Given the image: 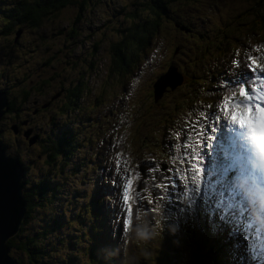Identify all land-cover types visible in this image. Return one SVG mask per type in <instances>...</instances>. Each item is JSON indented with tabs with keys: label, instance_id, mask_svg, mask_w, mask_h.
Returning <instances> with one entry per match:
<instances>
[{
	"label": "rangeland",
	"instance_id": "rangeland-1",
	"mask_svg": "<svg viewBox=\"0 0 264 264\" xmlns=\"http://www.w3.org/2000/svg\"><path fill=\"white\" fill-rule=\"evenodd\" d=\"M96 1L89 0L86 12L80 14L81 18H84L80 19L78 24L80 35L77 39L81 43L84 42V46L79 49L75 46L77 40L74 42L67 39L68 34L64 30L69 20H73L71 18L75 17L77 13V7L74 5L66 6L60 14L55 15L57 18L46 23L48 27L45 30L40 28L39 32L42 37L38 36L36 30H27L26 26L22 27V32L17 38V45L12 43L14 35L1 36L4 21L0 18V45L5 44L13 49L10 63L4 62L8 53H0V80L3 79L0 81V87L7 90L9 98L15 99L17 104L20 101L17 94L21 88L29 87L30 80L49 78L52 72L61 71L63 66L69 67L57 79L50 80L48 85L43 87L45 92L43 96L38 93L30 94L28 104L22 108L21 119L32 117L29 109L34 98L38 99L40 103L36 104L38 108L31 120L23 122L22 132L28 133L31 130V125L37 120L43 124L45 138L52 134L55 135V130L59 132L60 129L70 125L73 127L71 130L74 132L77 142H79L73 150L74 154L67 159L68 162L64 165V160L60 157L55 158L54 161L48 160V155L42 150L43 142L40 144L31 142L29 148L21 139L18 142L15 135L9 130L10 123L18 120L11 121L12 118L6 116L0 121L1 139L5 142L4 147L7 146L6 152L18 156L22 162L26 159L25 164L29 163L31 166L28 170L27 182L33 183L45 176L49 178L48 194H45L42 205L39 203L32 208V214L27 220L28 224L20 237V240H23V236L30 238L36 234L47 232L45 235L43 234L37 245L34 242L28 245L37 251L35 256L38 258L33 261L26 254L27 252L22 253L13 248H10V255L23 264H99L93 257L103 258L100 264H146L155 260L158 248L161 247V236L169 234L172 238L183 242V248L179 250L178 256L181 264H194L198 259L209 264V251L214 250L215 247H219L216 264H241L239 257L242 254L236 253L234 247L227 243V240H223L230 232L228 222H224L227 225V234L217 241V223L220 221L218 220L219 215L214 212V201H219V197L213 188L205 185V182L210 179L205 172L207 167L205 149L201 144H198V138H193L200 135L199 133H202L204 129V124L199 122L202 112L209 111L207 102L201 103L200 106L193 103L192 107H184L182 113L175 116L174 125L168 129L162 148L160 149L161 146L155 144L162 139V136L158 134V129H153L154 124L168 115L175 101L185 96L194 97L197 103L203 101L201 98L206 93L203 84L183 85L174 93H169L162 100L161 105L153 111L148 107V103L151 104L153 92L150 86L151 82L154 81L157 74L162 72L170 60V52L175 45L179 44L184 45V54L177 59L179 65L193 66L190 71L188 70L187 76L201 77L202 73H205L207 75L205 81L211 83L208 91H220L221 88L230 91L232 87L225 81H229V78L232 80L237 75H243L241 64L248 63L246 58L253 57L255 59L258 53L264 56V40L251 32L249 20L242 22V19L233 25L229 23L237 19V15L245 8L264 14V0L256 5H254L256 1L245 0H176L166 7L157 8L155 12H158L159 28L148 49L147 54L149 55L146 54L147 57H142V64L134 74L124 77V85H114L113 76H109L107 69L109 68L110 53L107 50V42L119 41V37L122 35L120 29L124 28L129 20H133V18L135 21L152 20L156 13L151 12L147 7L136 6L137 1L146 5L145 0ZM159 1L166 5L169 0ZM131 15L135 16L131 17ZM176 22L190 26L193 31L192 35H184L174 28ZM61 32H63L62 35H60ZM221 33L225 39L221 48L225 53L217 56L218 48L213 44L207 47L209 53L202 55L200 50L209 43L216 42ZM103 35L107 38L102 42L104 48L99 47L94 56L92 54L93 44L101 40ZM42 39L46 41L45 44ZM227 43H229L228 46H224ZM72 48H74L73 52ZM232 48L235 51H232ZM78 52H80L78 57L82 58L78 70H86L84 72L87 76L85 87L90 85L92 89L80 104L82 115L90 116L87 120L82 119L81 113L74 110H71L70 114L61 110L62 93L57 98L50 100L48 106H41L44 101L56 94L54 91L61 79L68 80L72 77L76 82L74 79L77 77L75 76L77 69L67 63V60L74 61ZM237 59H241V63L235 65L233 62ZM91 60L94 61V66L98 69L97 72L93 68H88ZM260 60L262 61L264 58ZM184 61H186L185 64ZM43 64L45 67L39 68ZM154 73L153 79L150 80ZM215 74L217 76L222 74L224 80L217 79ZM245 74L250 75L246 70ZM106 81L109 84L105 86V93L101 101L97 106L90 107L93 98L101 92V87ZM131 92H133L132 95ZM117 109L120 111L117 112ZM57 110L59 115L53 117L52 114ZM110 112L117 113L113 116V113L110 114ZM126 115L130 118V125L127 131L128 142H124V146L130 150H137L139 160L143 161L156 158L155 150L161 153H172L169 156L170 162L181 167L179 171L175 167L173 172H169L166 177H177L178 181L172 183L173 188L169 192L173 196L182 194L186 201L184 210H187L186 215L189 222L185 221V211L181 215H169L167 207L172 204V201L153 197L150 195L152 190L146 189L144 192L146 194L144 214L140 219H146L145 213L152 215L156 221L148 219L146 222L151 221L154 232L148 231L147 228H140L133 235L125 237L124 241L123 238L116 243V232L111 231L113 239L108 237V231L106 233L107 220L105 221L103 216L100 220L94 218L90 204L97 192L98 185L95 180L100 174L98 167L108 165L107 161H101L103 149L108 151V147L105 146L106 140L104 139L102 142L101 139L104 137V133L108 132L113 119ZM145 117L148 118V124L143 129L142 125L138 126L137 131L134 132L138 121ZM141 129L144 131L141 137L148 142L144 143L142 147L140 145L139 148ZM18 137L21 136L18 135ZM110 137H114V135H110ZM133 140L138 141L134 144ZM69 147L73 146L69 144ZM177 147L183 148V152L180 149L174 150ZM121 149L124 150V147ZM196 155L199 158L201 170L198 180L193 179L195 173L190 170L191 164L194 162L192 157ZM129 172L131 173V170ZM183 172L189 175L188 179L183 180ZM167 188L158 186L154 188V191L157 194L165 193L168 192ZM112 194L116 202L118 192L113 191ZM198 195H200L199 198H197ZM151 199H156L155 204L151 202ZM35 201H37L36 198ZM113 203L107 204L113 205ZM107 204L103 208H109ZM94 211L99 214L98 210L94 209ZM205 221L211 224L207 231V238H204L201 233V227ZM193 233L192 241L188 242L187 238H191ZM122 242H126L124 249ZM91 243L95 245L92 250H90ZM114 244H116V249L108 251ZM244 264L247 262L245 261Z\"/></svg>",
	"mask_w": 264,
	"mask_h": 264
},
{
	"label": "trees",
	"instance_id": "trees-1",
	"mask_svg": "<svg viewBox=\"0 0 264 264\" xmlns=\"http://www.w3.org/2000/svg\"><path fill=\"white\" fill-rule=\"evenodd\" d=\"M24 1V0H23ZM43 1V2H41ZM89 0H29V2H26V5L23 3L20 7L21 12L20 15L17 17H12L10 14L7 24H5L3 31L5 33L13 31L15 28L18 27H27V30L34 29L37 31L38 36L42 37L41 33L39 32V29L45 30L48 26H46V23L50 22L52 19H56L57 17L55 15L60 14V12L63 11L64 8L68 5H74L77 8V13L75 14V17H72L69 20L66 28V34H68L67 39L73 40L75 42V46L77 49H79L81 46H84V42L78 41V36L80 35L78 24L80 22L81 18L80 14L82 12H86L87 4ZM98 1V0H97ZM96 1V2H97ZM175 1V0H174ZM245 1H256L254 5L258 4L260 1L263 0H245ZM158 3L161 2L158 0ZM157 3V4H158ZM137 6L141 5V2H136ZM263 8V7H262ZM15 12V9H13ZM156 16L152 20H140L135 21L129 20V23L124 26V28H121L120 31L122 35L119 37V41L115 42H107V50L110 53V63L112 64L113 69L117 68H126L131 62L138 63L139 61V55L138 51L143 50L149 45V41L156 35L158 27H159V18H158V12H155ZM7 16V17H8ZM135 15H131V17H134ZM237 19H234L229 24H233L235 22H238L243 19L242 22L249 20V26L251 28V31L253 33H258L260 37L264 36V14L263 13H257L255 11H250V9L245 8L243 11H241L238 15ZM56 17V18H55ZM185 25L189 29H191L187 24H181ZM240 23L238 24V26ZM237 28V27H236ZM40 29V30H41ZM63 32L60 33L62 35ZM105 35L101 38V40L95 42L93 44L92 52L95 56V52L99 49V47L104 48L102 46V42L105 41ZM43 40V39H42ZM46 41L43 40V44H45ZM135 46L133 49L132 47ZM2 49L5 53H9V50L5 46H2ZM129 50V52H127ZM74 51V48H72V52ZM71 52V53H72ZM80 52L77 53V56L74 61L67 60V63H70L71 66L74 69H77V73L75 76H77L73 81L72 77L68 80L61 79L56 87V90L54 93H62L60 104H61V110L64 112L67 111L68 108L71 107V102L76 101L79 93L81 92L82 88L85 87L86 84V76L85 69L78 70V65H80L82 62V58L78 57ZM69 53L67 54V56ZM66 58V57H65ZM9 56H7V59L4 61H8ZM64 60V58H63ZM94 61H90V63H93ZM40 62L38 63L37 67L39 66ZM44 64L39 68H44ZM86 67V66H85ZM69 67L63 66L61 71L58 72H52V75H50L49 78L41 79V80H30L31 85L28 88H21L19 93L17 94V97L20 98V105L19 108L14 109V106L12 103L8 104V110L5 113L4 116H10L12 119L17 118L22 110V106L25 102L29 100L30 94L32 93H38L43 96L45 94L43 87L48 85V82L50 80L57 79L60 75L64 73V70ZM89 68V67H88ZM186 81H189L186 79ZM53 93V94H54ZM65 148V146H63ZM51 152L52 154L49 155V160L53 161L57 155L60 153V150L57 148H54L51 146ZM34 189H31L29 192L25 193L27 202H28V212L27 217L31 215L32 208L34 205H38L39 201L43 199L45 196V178L39 179ZM37 197V201L34 202V199ZM42 202V201H41ZM42 205V204H41ZM40 205V206H41ZM93 208V206H92ZM94 218H97L95 214H93ZM28 220V219H27ZM27 223V221H25ZM25 227L21 229L18 235L10 238L8 240V244L10 248L16 249L18 251H27L29 249L28 245L37 243L41 240L43 237V234H38V236L34 237H24L23 240H20L21 235H23ZM28 238V240H27ZM34 254L31 256V260L34 261L35 258H38V256H35L37 254L36 252H33ZM214 259V258H213ZM30 263H33L30 261ZM18 264H23L18 260Z\"/></svg>",
	"mask_w": 264,
	"mask_h": 264
},
{
	"label": "water",
	"instance_id": "water-1",
	"mask_svg": "<svg viewBox=\"0 0 264 264\" xmlns=\"http://www.w3.org/2000/svg\"><path fill=\"white\" fill-rule=\"evenodd\" d=\"M19 34L20 31L16 37ZM164 80L159 84H164ZM5 106V97L0 94V118L6 112ZM4 145L0 138V184L6 188V194L0 196V264H18L16 258L10 255L7 242L18 233L27 217L28 202L23 194L25 169L16 157L5 153Z\"/></svg>",
	"mask_w": 264,
	"mask_h": 264
},
{
	"label": "snow or ice",
	"instance_id": "snow-or-ice-1",
	"mask_svg": "<svg viewBox=\"0 0 264 264\" xmlns=\"http://www.w3.org/2000/svg\"><path fill=\"white\" fill-rule=\"evenodd\" d=\"M257 62L255 60L252 61V65H255ZM252 65H249V68L252 73H256L257 69L252 67ZM258 80L261 85H264V68L260 69V74L256 75L254 79H252V83H250L247 87L243 84L239 86V92L238 95L245 100L251 101L253 99V96L251 95L252 92H256L257 88L254 86L255 81ZM235 87V85H233ZM259 99L261 101H264V93H262L259 96ZM228 106V101L225 100V107ZM248 116L245 118L244 114L241 113L239 116H237L234 112L229 116V119L238 124L243 129H255L260 132L259 137V143L261 147H264V107H261L260 103H257L255 105V112L249 108L248 110ZM226 115H228L226 113ZM201 135V133H199ZM192 160L194 161L191 164V171L195 173L193 176V179L198 180L199 174H200V168H199V158L198 156H193ZM117 170H119V161H117ZM132 188V180L129 179L124 185H123V200L126 205H129L130 201V189ZM128 213L129 216L131 215V207L129 205L128 207Z\"/></svg>",
	"mask_w": 264,
	"mask_h": 264
},
{
	"label": "clouds",
	"instance_id": "clouds-1",
	"mask_svg": "<svg viewBox=\"0 0 264 264\" xmlns=\"http://www.w3.org/2000/svg\"><path fill=\"white\" fill-rule=\"evenodd\" d=\"M4 62H6V61H4ZM5 100H8V99H5ZM19 105H20V102H18V105H16V107L17 106L19 107ZM4 110H6V112H7V110H8V104H6V106L4 107ZM5 113L2 115V117L0 118V120H3L4 117H6V116H4ZM256 215H257L258 220H261L262 218H264V199H262V200L259 201L258 207L256 209Z\"/></svg>",
	"mask_w": 264,
	"mask_h": 264
},
{
	"label": "bare ground",
	"instance_id": "bare-ground-1",
	"mask_svg": "<svg viewBox=\"0 0 264 264\" xmlns=\"http://www.w3.org/2000/svg\"><path fill=\"white\" fill-rule=\"evenodd\" d=\"M7 102H6V104H9V99L8 100H6ZM3 193H5L6 194V188L3 186V185H1L0 184V196H2L3 195Z\"/></svg>",
	"mask_w": 264,
	"mask_h": 264
},
{
	"label": "flooded vegetation",
	"instance_id": "flooded-vegetation-1",
	"mask_svg": "<svg viewBox=\"0 0 264 264\" xmlns=\"http://www.w3.org/2000/svg\"><path fill=\"white\" fill-rule=\"evenodd\" d=\"M97 2H99V1H97ZM9 103H12V105L14 106V109L18 108V106L16 107V105H18V104H17L15 99L9 98ZM15 137L18 140V137L17 136H15Z\"/></svg>",
	"mask_w": 264,
	"mask_h": 264
}]
</instances>
